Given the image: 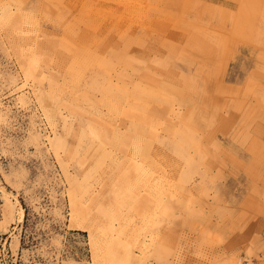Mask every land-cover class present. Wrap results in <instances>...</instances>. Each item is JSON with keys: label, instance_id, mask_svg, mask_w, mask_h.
Listing matches in <instances>:
<instances>
[{"label": "rangeland", "instance_id": "1", "mask_svg": "<svg viewBox=\"0 0 264 264\" xmlns=\"http://www.w3.org/2000/svg\"><path fill=\"white\" fill-rule=\"evenodd\" d=\"M0 264H264V0H0Z\"/></svg>", "mask_w": 264, "mask_h": 264}, {"label": "bare ground", "instance_id": "2", "mask_svg": "<svg viewBox=\"0 0 264 264\" xmlns=\"http://www.w3.org/2000/svg\"><path fill=\"white\" fill-rule=\"evenodd\" d=\"M161 195H162V194H161ZM23 216H24L23 213H21L20 220L23 219ZM146 222H149V221H146ZM82 228H83L84 231L89 232L90 237L93 238L94 234H93V232H92L89 228H85V227H82ZM94 239H95V238H94ZM92 247H93V246H91V249H94V247H93V248H92ZM93 252H94V251H92V253H93ZM95 252H96V251H95ZM95 252H94V253H95ZM94 253H93V254H94Z\"/></svg>", "mask_w": 264, "mask_h": 264}]
</instances>
